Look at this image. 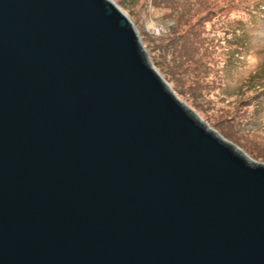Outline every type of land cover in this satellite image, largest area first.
I'll list each match as a JSON object with an SVG mask.
<instances>
[{
    "label": "water",
    "instance_id": "water-1",
    "mask_svg": "<svg viewBox=\"0 0 264 264\" xmlns=\"http://www.w3.org/2000/svg\"><path fill=\"white\" fill-rule=\"evenodd\" d=\"M0 264H264V163L115 0H0Z\"/></svg>",
    "mask_w": 264,
    "mask_h": 264
},
{
    "label": "rangeland",
    "instance_id": "rangeland-1",
    "mask_svg": "<svg viewBox=\"0 0 264 264\" xmlns=\"http://www.w3.org/2000/svg\"><path fill=\"white\" fill-rule=\"evenodd\" d=\"M115 1L176 94L264 163V0Z\"/></svg>",
    "mask_w": 264,
    "mask_h": 264
},
{
    "label": "trees",
    "instance_id": "trees-1",
    "mask_svg": "<svg viewBox=\"0 0 264 264\" xmlns=\"http://www.w3.org/2000/svg\"><path fill=\"white\" fill-rule=\"evenodd\" d=\"M153 63H154V62H153ZM155 64H157V63L155 62ZM155 64H154V65H155ZM155 67H156V66H155Z\"/></svg>",
    "mask_w": 264,
    "mask_h": 264
}]
</instances>
